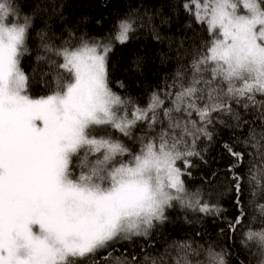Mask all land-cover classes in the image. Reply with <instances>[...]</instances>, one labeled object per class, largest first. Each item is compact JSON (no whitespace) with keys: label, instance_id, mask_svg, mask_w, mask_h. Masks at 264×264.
I'll list each match as a JSON object with an SVG mask.
<instances>
[{"label":"snow or ice","instance_id":"snow-or-ice-1","mask_svg":"<svg viewBox=\"0 0 264 264\" xmlns=\"http://www.w3.org/2000/svg\"><path fill=\"white\" fill-rule=\"evenodd\" d=\"M176 10L192 36L169 38L172 82L142 106L111 87L110 54L137 31L131 14L104 38L69 30L56 45L38 32L41 81L54 87L34 97L21 65L33 18L0 0V264H244L227 243L238 233L264 264V0ZM217 146L228 162L212 169ZM202 165L210 171L197 177ZM177 211L200 227L166 237Z\"/></svg>","mask_w":264,"mask_h":264},{"label":"trees","instance_id":"trees-1","mask_svg":"<svg viewBox=\"0 0 264 264\" xmlns=\"http://www.w3.org/2000/svg\"><path fill=\"white\" fill-rule=\"evenodd\" d=\"M183 0H20L23 5L22 15L33 18V27L30 29L28 41L30 52L21 60L22 68L32 79L30 92L35 96L50 94V88L54 87L52 76L45 79L49 88H45L41 81V72L49 71L47 63L37 64V45L40 43L37 33L45 31L52 42L59 45L68 38L69 30L77 35L87 33L90 37L104 38L114 32V26L119 19L129 14L136 20L137 31L133 38L126 44L116 43L110 54L111 87L118 94L131 97L142 106L146 103L149 94L157 89H162L166 84L172 82L174 72L177 68L175 50H169V38L179 40L182 35L192 36V32L185 28L188 22L183 11H177L176 5ZM151 17V21H149ZM154 32L158 33L162 41L154 38ZM162 53H168L170 59L162 62ZM141 60V70H135L134 61ZM123 82L125 87L120 88L117 82ZM223 139H228L230 129L217 128ZM221 149L217 146L210 149L208 154L209 164L212 169L217 166L223 167L227 164V157L220 161ZM210 171L206 166H201L199 174ZM199 183L198 178L192 182L190 187ZM221 203L227 209V215L235 214L228 196ZM172 223L164 228V235L169 238L182 236L185 232L192 231L195 226L185 223V217L179 211L171 213ZM219 222H217L218 224ZM205 228L216 237L217 225L209 219L205 222ZM223 242V238H218ZM240 234H237L235 246L228 241L233 254L240 252V258L244 264H256L249 253L240 248ZM163 250V240L160 242ZM83 264H90L84 261Z\"/></svg>","mask_w":264,"mask_h":264}]
</instances>
